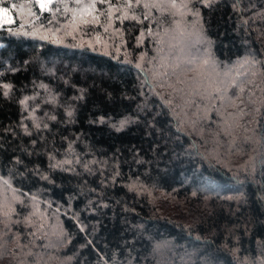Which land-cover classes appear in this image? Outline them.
Here are the masks:
<instances>
[{"label":"trees","instance_id":"obj_1","mask_svg":"<svg viewBox=\"0 0 264 264\" xmlns=\"http://www.w3.org/2000/svg\"><path fill=\"white\" fill-rule=\"evenodd\" d=\"M195 5L213 57L259 86L243 113L211 100L208 118H185L135 61L0 31V175L56 207L67 241L27 264H264V0ZM145 21L120 22L139 54Z\"/></svg>","mask_w":264,"mask_h":264},{"label":"rangeland","instance_id":"obj_2","mask_svg":"<svg viewBox=\"0 0 264 264\" xmlns=\"http://www.w3.org/2000/svg\"><path fill=\"white\" fill-rule=\"evenodd\" d=\"M195 1L201 2L202 0H176V7H171L169 4L165 7L146 9L142 6V0L140 6L134 5L133 8L128 9V16H135L138 18L137 20L141 21L145 15L148 16L145 21L147 25L146 54L135 53L130 48L128 49L123 38L124 34L120 28L121 20L118 17L123 14L125 0H112L113 5L121 10L113 12L110 27H108L109 20L107 18L108 4L97 3V11L94 14L100 15V22L80 25L75 31L71 27H64L71 20L72 13L64 15L62 4L60 12L56 13L53 18L52 12L41 13L34 3L32 11L36 15L30 16L27 11L28 0H7V3L9 5L11 3L24 5L23 13H20L19 8L12 10L16 18V24L13 25L14 31L20 23H23L25 25L23 30L34 31L39 28L42 34H47L49 37L44 40L36 36V39L49 42L62 40L63 44L78 47H89V42H91L90 49L135 61L141 67H145L146 77L153 85L165 91H174L168 85H175L176 89H183V91H174L180 102L181 114L185 118L194 119L208 118L212 109L209 105H212L213 102L199 96H190L189 86L178 83V78L190 81L192 77L197 76L196 72L187 71L194 67L188 63L189 60L198 61L210 57L217 61L211 53L210 41L203 31ZM66 2L70 8L76 7L74 0H66ZM84 2L87 3L88 0H84ZM52 7L55 8L56 5L53 4ZM101 13L104 14L101 15ZM88 18L90 19V17ZM105 27H108L107 32L104 30ZM57 28L60 31L53 36L52 32H55ZM49 29L51 31H48ZM66 32H72V35H66ZM218 64V71H229L230 76H234L235 70L231 66L222 65L220 62ZM176 65L179 67L177 68ZM34 99L35 97H30L24 100L26 128H31V126L37 128V124L41 125V118L37 115ZM31 100L32 102H30ZM0 177L2 176L0 175ZM3 179L7 178L3 177ZM9 183L11 187L4 185L3 180H0V264H27L29 258L32 257V254L29 255V253H38L36 249H42L43 252L50 251V253L59 256L66 241L58 215L60 211L35 195L20 191L11 184L10 180ZM14 189L16 191H13ZM17 196L20 197L19 200L15 199ZM32 197L36 198L35 201ZM5 212L8 213L7 216ZM20 230H23L26 235L28 232L34 233L35 236L30 238L32 243L23 241L25 236L19 234Z\"/></svg>","mask_w":264,"mask_h":264},{"label":"snow or ice","instance_id":"obj_3","mask_svg":"<svg viewBox=\"0 0 264 264\" xmlns=\"http://www.w3.org/2000/svg\"><path fill=\"white\" fill-rule=\"evenodd\" d=\"M35 4L40 10L41 13L43 12H52L53 18H55V14L60 12V5H63V14L66 15L67 13H72V18L68 22L67 25H64L65 28L71 27L73 31L77 30L80 25H89V24H97L100 22V15L94 14L96 13V5L97 3L100 4H108L107 9V18L109 20L108 27L111 26V17L113 15L114 11H120L121 9L118 7H115L112 3V0H88L87 3L84 2V0H74V4L76 7L70 8L68 6V3L66 0H28V14L30 16H35L36 14L32 11V4ZM53 4L56 5L55 8H53ZM142 4V0H125L124 11L121 17H118V19L123 22L124 19H138L137 17H129L128 16V9L133 8V6H140ZM170 4L171 7H176V0H143V8L151 9V8H160L165 7ZM19 8L20 13H23L24 11V5L20 4L17 5L15 3H11L10 5L7 3V0H0V31H7L11 35L14 36H39L40 39L47 40L49 37L47 34H42L37 28L34 31H27L23 30L25 28V25L23 23H20L17 27V29L13 30V25L16 24V18L13 15V11ZM104 13H101V15ZM90 17V19L88 18ZM144 19L147 20L148 16L145 15ZM108 27H105V32L108 31ZM48 31H51L49 29ZM60 29L57 28L55 32H52V35L55 36L56 32H59ZM66 35L71 36L72 32H66ZM99 40V38H97ZM54 43H62V40H55ZM91 42H89V47H91ZM247 62V61H245ZM189 64L194 65V67L188 69L187 71L196 72L197 76L192 77L191 80L187 79H179L178 83L181 84H187L189 86V95L196 97L199 96L202 99L206 100H212L216 101L219 100L221 103V107H233L236 109H240V112L243 113V109L241 108V105H255L257 103V99H253V96L255 95L254 92L250 93L247 98H245V92L246 87L245 85H251L253 88H258V85H255L253 81L244 79V80H238L234 77H231L229 74V71H218L219 64L214 59L208 57V58H202L198 61L193 59L188 61ZM137 68L140 67L139 64L136 65ZM178 68L179 65H176ZM250 67H255V62L253 64H250ZM258 74L257 71H252L251 75L256 76ZM261 75H264V64L261 65ZM170 88H173L174 91H183V89H176L175 85H168ZM9 85H4V88H9ZM162 87V85H161ZM261 92V97L258 98L260 107L255 108V111H260L261 108H264V88L259 89ZM4 95L7 96L8 93L4 92ZM239 101L240 103H237ZM171 100L165 101L166 105H171ZM191 103V101H190ZM217 112L220 111V109H216ZM71 115V113H69ZM229 117H232L235 119L232 113H228ZM54 119V117H53ZM225 118V122H226ZM128 123L127 120H121L119 122V127L117 128V131L123 129L125 125ZM40 125L37 124L36 127L38 128ZM47 127V125H45ZM113 127H116L113 125ZM228 127H231V125H228ZM27 131V129H25ZM30 134V133H29ZM247 139V138H246ZM259 142V141H255ZM71 160H63L57 162V164L52 165L53 167H61L63 168L64 165L71 164ZM67 170V169H65ZM47 179V177H45ZM0 180H3L4 185H8L11 187L9 180L3 179V177H0ZM13 191H16L15 189ZM27 195V194H22ZM195 195V193H193ZM15 199L19 200L20 197L17 196ZM33 201H35V197H32ZM22 203V201H21ZM38 207V206H37ZM5 215L7 216L8 213L5 212ZM31 255V253H29ZM71 259V257H69Z\"/></svg>","mask_w":264,"mask_h":264}]
</instances>
